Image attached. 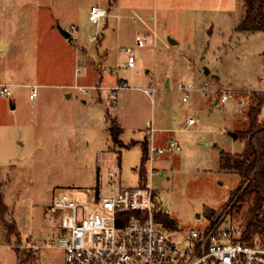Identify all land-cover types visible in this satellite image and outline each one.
Here are the masks:
<instances>
[{
  "label": "rangeland",
  "instance_id": "rangeland-1",
  "mask_svg": "<svg viewBox=\"0 0 264 264\" xmlns=\"http://www.w3.org/2000/svg\"><path fill=\"white\" fill-rule=\"evenodd\" d=\"M93 6L110 12L99 27L89 21ZM245 12L244 0H0V85L11 86V95L0 92V183L8 207L5 216L0 211V264H19L17 250L27 254L33 238L61 234L52 212L59 192L84 197L112 169L122 188L138 187L148 120L161 145L173 139L181 147L155 161L158 174L150 179L176 222L166 228L172 241L204 230L229 207L241 177L220 169L221 149H245L229 133L247 128L249 106L264 93V32L237 30ZM73 25L70 41L58 26ZM145 34L152 43L136 48ZM126 48H135V68L125 66ZM99 67L102 101L98 90L83 95L74 88L97 86ZM118 80L129 89L119 90L113 104L107 88ZM187 83L195 90L184 102L179 86ZM29 85L39 86L33 100ZM205 87L216 95L201 92ZM225 92L229 101L216 105ZM191 116L198 123L186 128ZM112 120L124 147L113 141ZM246 211L233 220L246 225ZM29 264H66V254L43 248Z\"/></svg>",
  "mask_w": 264,
  "mask_h": 264
},
{
  "label": "built area",
  "instance_id": "built-area-1",
  "mask_svg": "<svg viewBox=\"0 0 264 264\" xmlns=\"http://www.w3.org/2000/svg\"><path fill=\"white\" fill-rule=\"evenodd\" d=\"M108 8L93 6L89 21L96 27L104 24L110 16ZM73 25L69 32L75 33ZM151 35L138 36L136 48H144L152 43ZM135 48H126L128 60L126 68H135L137 61ZM120 68V67H118ZM115 72L118 69L114 70ZM80 74V69L76 70ZM3 96L11 95V86L0 85ZM30 99L37 96L39 86L31 85ZM83 95L90 90H104L103 86L85 87L76 85ZM112 103L115 104L117 92L129 89L127 81L118 80L116 85L107 88ZM183 101L187 102L194 86L181 84ZM215 90L202 88L201 92ZM147 94L152 92L145 90ZM216 105L225 104L230 94L217 95ZM196 117L187 119L185 127H194ZM181 147L173 139L166 146H157L153 141L148 150V183L136 188H122L117 169L109 170V180L79 196L69 190L59 192L52 205L61 234L55 240L40 237L32 239L26 246L33 254L43 248H59L65 251L66 264H264V246L255 240L244 239L245 225L236 223L231 214L232 204L215 214L204 230L192 231L180 242L169 237L166 227L156 219L162 212L157 191L150 179L157 175L155 161L166 152H179ZM116 179V181H113ZM39 241L42 243L40 244Z\"/></svg>",
  "mask_w": 264,
  "mask_h": 264
},
{
  "label": "trees",
  "instance_id": "trees-1",
  "mask_svg": "<svg viewBox=\"0 0 264 264\" xmlns=\"http://www.w3.org/2000/svg\"><path fill=\"white\" fill-rule=\"evenodd\" d=\"M245 17L237 27L242 32H264V0H244ZM261 93V94H259ZM255 95V102L249 106L247 112V128L243 131L235 132L236 140L245 143V149L241 153H229L222 151L220 169L238 174L241 177V185L232 194L230 204H232L231 214L239 213L246 206L244 239L249 242L259 240L264 246V120L260 117L264 109V93ZM110 133L114 143L119 147H124L120 140L122 128L118 126L116 120H112ZM143 157L139 172V186L148 183V150L147 141L142 143ZM99 177L97 187L99 190ZM0 183V211L5 216L8 207L4 204ZM156 219L166 228L175 229L176 222L166 213L159 212ZM16 232V224L8 227V234ZM19 264H29L34 256L31 250L27 254L17 250ZM33 254V255H32Z\"/></svg>",
  "mask_w": 264,
  "mask_h": 264
},
{
  "label": "crops",
  "instance_id": "crops-1",
  "mask_svg": "<svg viewBox=\"0 0 264 264\" xmlns=\"http://www.w3.org/2000/svg\"><path fill=\"white\" fill-rule=\"evenodd\" d=\"M116 4V3H115ZM3 43V42H2ZM77 70V69H76ZM97 72H98V79H99V81H96V82H99V83H96L95 85H97V86H102V81H103V69L101 68V67H99L97 70H96ZM208 72H209V70H208ZM80 73H81V70H80ZM97 76V75H96ZM2 85V84H1ZM89 85V84H88ZM81 85V86H85V87H91V85ZM22 86H26V85H22ZM30 86V85H29ZM97 92H99V95H100V97H99V99H100V101H102L103 100V98H102V94H101V90H99V91H97ZM68 97H70V95H68ZM84 103H86V101H84ZM119 123V122H118ZM146 125L147 126H150V128H151V135H150V138H149V140L147 139V142H148V144H150L152 141L157 145V146H160V147H164L165 146V144H160L159 142V140H161L160 138H161V136L160 137H158V138H156V136H155V130L156 129H154L153 128V122H151V121H147L146 122ZM160 130V129H159ZM123 132V131H122ZM122 134V133H121ZM121 137V136H120ZM121 140V139H120ZM169 140V139H168ZM122 141V140H121ZM146 141V140H145ZM158 143H157V142ZM141 142V141H140ZM122 143H123V141H122ZM132 143H134L133 141H132ZM202 144H205V145H208V143H205V142H201ZM83 144V143H82ZM84 144H86V143H84ZM124 144V143H123ZM160 144V145H159ZM124 146H125V144H124ZM223 151H225V150H223ZM222 152V151H221ZM117 154V153H116ZM0 227H1V222H0Z\"/></svg>",
  "mask_w": 264,
  "mask_h": 264
},
{
  "label": "water",
  "instance_id": "water-1",
  "mask_svg": "<svg viewBox=\"0 0 264 264\" xmlns=\"http://www.w3.org/2000/svg\"><path fill=\"white\" fill-rule=\"evenodd\" d=\"M58 29H59V31H60V33L63 35V37L64 38H66V39H68V40H73V37H72V35H71V33L69 32V31H66V30H64L62 27H60V26H58ZM171 42H173V43H175L174 41H172L171 40ZM208 73V70H206V74ZM229 135L231 136V137H233L234 139L237 137V134L235 133V132H230L229 133ZM221 151H223L222 149H221Z\"/></svg>",
  "mask_w": 264,
  "mask_h": 264
}]
</instances>
